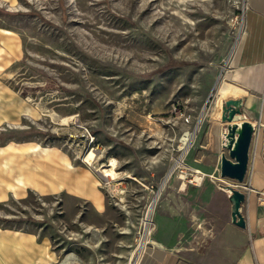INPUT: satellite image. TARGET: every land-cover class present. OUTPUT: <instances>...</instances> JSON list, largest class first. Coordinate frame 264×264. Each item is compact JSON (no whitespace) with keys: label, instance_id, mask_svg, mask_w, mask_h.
I'll return each mask as SVG.
<instances>
[{"label":"rangeland","instance_id":"374dc122","mask_svg":"<svg viewBox=\"0 0 264 264\" xmlns=\"http://www.w3.org/2000/svg\"><path fill=\"white\" fill-rule=\"evenodd\" d=\"M247 5L0 0V26L23 42L22 56L0 67V146H55L92 169L105 197L98 209L66 191L11 196L0 200V234H34L33 264H138L152 243L178 250L182 264H231L246 235L223 185H245L221 174V105L226 92L243 95L225 75L242 47L264 54V35L239 34ZM8 156L0 153V181ZM214 158L216 168L197 171ZM113 161L115 176L104 175Z\"/></svg>","mask_w":264,"mask_h":264},{"label":"crops","instance_id":"0c3cea01","mask_svg":"<svg viewBox=\"0 0 264 264\" xmlns=\"http://www.w3.org/2000/svg\"><path fill=\"white\" fill-rule=\"evenodd\" d=\"M10 6L19 0H2ZM247 16V17H246ZM242 39L252 41L264 35V0H248ZM248 24V25H247ZM23 54V42L18 32L0 26V67H8ZM1 70V69H0ZM234 76V77H233ZM227 81L241 90L245 102L239 106L249 119L257 122L249 148L248 169L244 178L245 199L243 215L246 240L231 264H264V54L258 56L254 47H242L234 55ZM227 106L228 101L224 102ZM215 120L212 129L216 126ZM223 126V125H222ZM221 133V131H220ZM213 139V137H212ZM254 139L257 140L255 144ZM214 148V147H213ZM215 149V148H214ZM218 150L215 149L214 152ZM0 153L10 155L0 187V200L11 196L24 197L29 190L42 194L66 191L90 200L98 209L105 205V197L97 187L96 177L86 164H76L63 151L51 145L0 146ZM210 153V152H209ZM197 159V158H195ZM196 169L216 168L212 161H197ZM221 164V158L219 165ZM216 166V167H215ZM0 239V264H33L40 258V243L34 234L15 230H2ZM154 241V240H153ZM6 250L7 252H5ZM182 257L173 247L152 243L146 248L138 264H182Z\"/></svg>","mask_w":264,"mask_h":264},{"label":"water","instance_id":"95a60500","mask_svg":"<svg viewBox=\"0 0 264 264\" xmlns=\"http://www.w3.org/2000/svg\"><path fill=\"white\" fill-rule=\"evenodd\" d=\"M239 111V106L236 107L228 105L225 117L231 121L235 114ZM231 129L234 133L237 130L235 125ZM253 131L254 128L252 124L249 121H245L236 144L227 145L229 156L222 155L221 157L220 170L222 175L229 176L240 181L244 180L248 169L249 148L251 145ZM233 196L236 200V208L232 211V220L234 223L245 227L247 224L246 219L242 214V211L239 210L242 201L245 199V193L238 189H233Z\"/></svg>","mask_w":264,"mask_h":264},{"label":"bare ground","instance_id":"6f19581e","mask_svg":"<svg viewBox=\"0 0 264 264\" xmlns=\"http://www.w3.org/2000/svg\"><path fill=\"white\" fill-rule=\"evenodd\" d=\"M243 31H244V28L241 27L239 34L241 35L243 33ZM236 45H237V43L235 44V46L233 48H236ZM230 59H231V56L228 58V61ZM223 99H226L228 101L229 105L236 106V107L245 102L244 96H238L237 97V96H234L232 92H226ZM205 105H207V104H205ZM226 109H227V105L224 102H222V105H221V120L225 119V122L228 124V128H226V129L222 128V131H221V146H222V148H227V145H229V144H233V145L236 144L238 136L242 132L243 123L245 121H249L252 124L253 128H255L256 124H257L256 121L249 119L248 116L246 114H244L243 112H241V111L237 112L235 114L234 118L230 121L227 117H225ZM234 125L237 128L235 133L232 132V129H231ZM222 155H225V153L223 151L221 153V157H222ZM93 157H94V152L91 151L88 154L87 158H93ZM114 165H115V161L112 162L111 167L103 169V174L104 175H113V176H115L116 170L114 168ZM197 171L200 172L199 169ZM173 173H174V167H172L168 171V173L166 175V179L169 178ZM202 177L203 176L201 174L196 173L195 175L193 174V178L191 180H200ZM223 187L228 193V197H229V200L231 202V211H233V209L236 208V205H235L236 204V200H235V198L233 196V189H234L233 185L227 184V185H223ZM239 210L241 211L242 208L240 207ZM152 211H153V205H151V207H150V209L148 211V216L146 218L147 221L145 223V234L143 236V239H144L143 241L144 242L140 243L139 246H138V248H139L138 255H140V253L142 252V250L144 248V243L148 242V240L150 239L148 234H150L152 232V229L148 226V224H149L148 220L150 219L149 216L151 215ZM129 264H137V261L135 260V262H130Z\"/></svg>","mask_w":264,"mask_h":264},{"label":"built area","instance_id":"2783aa9c","mask_svg":"<svg viewBox=\"0 0 264 264\" xmlns=\"http://www.w3.org/2000/svg\"><path fill=\"white\" fill-rule=\"evenodd\" d=\"M192 178H193V177H192ZM192 178H189V180L192 181V180H191ZM263 202H264V198H263Z\"/></svg>","mask_w":264,"mask_h":264}]
</instances>
